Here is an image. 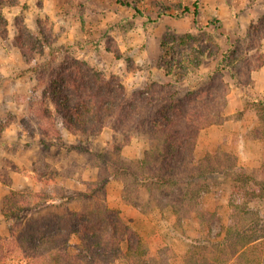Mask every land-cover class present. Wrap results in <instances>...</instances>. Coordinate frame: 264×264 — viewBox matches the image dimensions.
Instances as JSON below:
<instances>
[{
    "label": "rangeland",
    "instance_id": "obj_1",
    "mask_svg": "<svg viewBox=\"0 0 264 264\" xmlns=\"http://www.w3.org/2000/svg\"><path fill=\"white\" fill-rule=\"evenodd\" d=\"M192 1L0 0V237L9 236L17 217L30 223L48 216L51 208L35 207L44 201H71L74 209L82 201H105L137 233L135 245L143 252L110 264H264V237L252 238L264 234V112L243 96L264 97L252 79L260 67L246 69L264 57V39L259 50H247L248 25L264 16V0H200L196 23L184 10ZM236 39L242 59L232 68L238 81L229 71L214 72L220 52ZM194 57L197 66L189 72L184 66L180 74L178 61ZM168 61L177 63V74L165 73ZM72 64L92 81L107 82L113 103L122 96L117 82L131 99L146 98L137 100L142 123L162 105L171 106L177 92L198 96L189 105L192 117H201L193 122L201 126L194 162L217 171L179 189L141 188L125 196L121 178L91 189L103 177L98 152L113 148L114 158L121 147L124 158L137 160L161 133L136 128L133 116L124 131L107 125L94 135L69 132L47 90L49 75ZM173 119L182 128L183 121ZM7 201L10 208L14 201L30 208L14 210L6 220ZM232 224L246 237L232 236ZM70 240L78 242L76 235ZM246 241L252 242L238 246ZM1 264L26 262L12 255Z\"/></svg>",
    "mask_w": 264,
    "mask_h": 264
},
{
    "label": "trees",
    "instance_id": "obj_2",
    "mask_svg": "<svg viewBox=\"0 0 264 264\" xmlns=\"http://www.w3.org/2000/svg\"><path fill=\"white\" fill-rule=\"evenodd\" d=\"M199 3L200 0H193L192 9L184 7L186 12L192 13L194 23L197 22ZM247 36L250 38L247 50H259L260 42L264 39V16L250 22ZM240 42L236 39L220 52L214 67L215 73L229 71L230 77L238 81L239 72L234 73L232 66L242 59L240 52L238 54L237 51ZM259 58V63L250 64L246 69L253 71L261 67L264 63L262 53ZM198 63L195 57L179 60L178 70L182 74L185 66L186 72H189L190 67L197 66ZM176 66L177 63L168 61L163 65V70L167 75L177 74L174 70ZM210 75L212 73L206 77H211ZM48 80L47 92L56 101L58 100L59 113L66 128L72 134L94 135L107 125L113 130L124 131L131 121V116L137 120L131 122L136 128H144V132L161 133L159 140L151 141L149 149L145 150L143 156L137 160L124 158L120 154L121 147H115L114 158H112L113 148L110 152L109 149L98 152L97 157L101 161L100 169L103 170L101 171L103 177L98 176L100 182L95 181L91 188L94 191L98 188L101 190L104 184L113 178H121L126 183L125 196L131 191L137 193L141 188L150 190L168 185L179 189L182 185L195 186L203 176L217 171V167L211 164L202 167L201 162L198 164L194 162V141L196 131L201 126L199 122L198 124L193 122L199 121L201 117L193 118L189 105L192 100L197 101L198 96L189 95L187 92L178 95L177 92L175 102L171 106L162 105L154 117H146L147 120L142 123L136 113L137 100L145 99L146 102L147 99L140 95L131 99L121 83L117 82V94L122 95L121 99L113 103L114 94L107 82L98 81L97 78L92 81V78L81 73L79 69L75 71L73 64L69 67H60L54 75H49ZM144 91L147 92V89ZM167 96L163 100L168 102L170 93ZM243 96L246 105L256 109L257 112H264V97L248 94ZM176 117L183 121L182 128L173 119ZM106 119H114V122L107 124ZM96 127L99 129L93 131ZM130 184L132 186L128 188ZM260 190L264 193V188ZM12 195L13 192L10 194V199ZM83 196L86 199L91 198L87 192ZM260 196L264 197V195ZM248 198V201H251L254 196ZM52 202L44 201L35 205L36 208L44 206L51 208L45 218H37L30 223L22 221L20 217H17L18 223L10 221L9 236L0 237V264L4 258L12 255L18 256L20 260L23 259L26 264H110L114 258L143 255L135 245L139 241L137 233L122 219L119 211L109 208L105 201H82L79 209L70 208L68 204L71 201H60L59 206ZM10 204L11 202L7 201L2 207V215L6 220L14 217V210L23 211L30 208L17 201H14L13 208H10ZM232 226L227 228L233 233L232 236L246 237V230L236 229L234 224ZM254 234L252 238L255 240L264 237V234L260 237ZM72 235L78 238L75 245L70 240ZM250 242L252 241H246L238 246L243 247ZM122 243L126 244L124 252L120 249Z\"/></svg>",
    "mask_w": 264,
    "mask_h": 264
},
{
    "label": "crops",
    "instance_id": "obj_3",
    "mask_svg": "<svg viewBox=\"0 0 264 264\" xmlns=\"http://www.w3.org/2000/svg\"><path fill=\"white\" fill-rule=\"evenodd\" d=\"M227 45L228 44L226 43V46ZM252 79L258 93L264 95V64L258 70L253 72Z\"/></svg>",
    "mask_w": 264,
    "mask_h": 264
}]
</instances>
